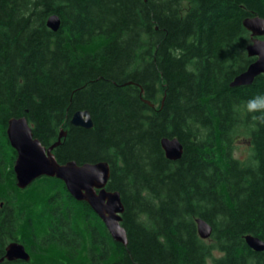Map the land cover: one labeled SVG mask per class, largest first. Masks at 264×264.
Returning <instances> with one entry per match:
<instances>
[{"label":"trees","instance_id":"obj_1","mask_svg":"<svg viewBox=\"0 0 264 264\" xmlns=\"http://www.w3.org/2000/svg\"><path fill=\"white\" fill-rule=\"evenodd\" d=\"M255 15L264 0H0V264H264L246 240L264 241V74L231 85L256 59ZM78 110L92 128L71 123ZM13 117L46 146L66 131L60 163H110L127 245L63 180L18 186ZM13 241L29 260L3 258Z\"/></svg>","mask_w":264,"mask_h":264},{"label":"water","instance_id":"obj_2","mask_svg":"<svg viewBox=\"0 0 264 264\" xmlns=\"http://www.w3.org/2000/svg\"><path fill=\"white\" fill-rule=\"evenodd\" d=\"M251 32L253 41L248 46V53L256 59L232 81V86L252 84L257 76L264 74V17L255 15L243 21ZM59 15L52 14L48 18V26L57 31L60 28ZM71 123L75 126L92 128L94 121L88 110L76 111ZM66 131L62 130L59 138L50 146H46L35 137L33 129L26 117H13L9 120L7 134L11 145L17 151L14 170L17 184L26 188L41 176L57 177L64 181L70 194L78 201H86L105 222L112 237L125 245L128 244V234L122 224L125 206L121 193L109 190L107 185L111 177V166L108 161L87 162L78 164L76 161L60 163L55 149L61 145ZM162 146L166 156L171 160L181 159L184 145L177 137H164ZM199 235L207 239L211 236L213 227L203 218L197 219ZM248 245L256 251L264 250V241L254 235H247ZM5 257L8 260H29L30 254L25 246L13 241L6 248Z\"/></svg>","mask_w":264,"mask_h":264},{"label":"rangeland","instance_id":"obj_3","mask_svg":"<svg viewBox=\"0 0 264 264\" xmlns=\"http://www.w3.org/2000/svg\"><path fill=\"white\" fill-rule=\"evenodd\" d=\"M250 146L251 144L248 138L242 134L241 136H239L236 142L235 156L241 159H245L249 155V152L251 151Z\"/></svg>","mask_w":264,"mask_h":264},{"label":"flooded vegetation","instance_id":"obj_4","mask_svg":"<svg viewBox=\"0 0 264 264\" xmlns=\"http://www.w3.org/2000/svg\"><path fill=\"white\" fill-rule=\"evenodd\" d=\"M3 258H6L5 256ZM15 260H24V259H15ZM15 260H11V261H15Z\"/></svg>","mask_w":264,"mask_h":264}]
</instances>
